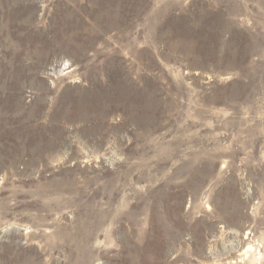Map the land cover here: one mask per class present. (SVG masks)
<instances>
[{
	"label": "rangeland",
	"instance_id": "374dc122",
	"mask_svg": "<svg viewBox=\"0 0 264 264\" xmlns=\"http://www.w3.org/2000/svg\"><path fill=\"white\" fill-rule=\"evenodd\" d=\"M0 264H264V0H0Z\"/></svg>",
	"mask_w": 264,
	"mask_h": 264
},
{
	"label": "bare ground",
	"instance_id": "6f19581e",
	"mask_svg": "<svg viewBox=\"0 0 264 264\" xmlns=\"http://www.w3.org/2000/svg\"><path fill=\"white\" fill-rule=\"evenodd\" d=\"M224 239V238H223Z\"/></svg>",
	"mask_w": 264,
	"mask_h": 264
}]
</instances>
